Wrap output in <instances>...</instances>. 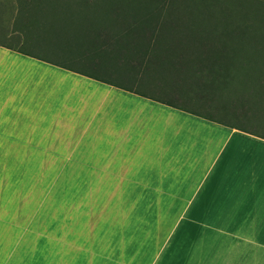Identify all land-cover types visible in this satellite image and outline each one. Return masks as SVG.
<instances>
[{
    "label": "crops",
    "instance_id": "crops-1",
    "mask_svg": "<svg viewBox=\"0 0 264 264\" xmlns=\"http://www.w3.org/2000/svg\"><path fill=\"white\" fill-rule=\"evenodd\" d=\"M6 44L0 264H264V138Z\"/></svg>",
    "mask_w": 264,
    "mask_h": 264
},
{
    "label": "trees",
    "instance_id": "trees-1",
    "mask_svg": "<svg viewBox=\"0 0 264 264\" xmlns=\"http://www.w3.org/2000/svg\"><path fill=\"white\" fill-rule=\"evenodd\" d=\"M0 37L20 54L264 138L262 121L211 116L252 120L231 117L220 97L264 115V0H0Z\"/></svg>",
    "mask_w": 264,
    "mask_h": 264
},
{
    "label": "rangeland",
    "instance_id": "rangeland-1",
    "mask_svg": "<svg viewBox=\"0 0 264 264\" xmlns=\"http://www.w3.org/2000/svg\"><path fill=\"white\" fill-rule=\"evenodd\" d=\"M0 39H2L0 37ZM24 46H29V45H24ZM34 49V50H33ZM36 48H32L30 50H33L35 51ZM78 51V50H77ZM40 53H43L41 51H39ZM76 52V50H75ZM47 55H50V53H46ZM56 57L58 58H71L72 56L68 55V56H63V57H60V55H55ZM80 68V67H79ZM102 73V72H101ZM121 84H125V85H128V86H134L132 83H129L127 81H121ZM137 86V85H135ZM139 89H144V90H148V91H153L155 88L151 89L149 87H146V86H139ZM186 94L188 95V97L192 98L194 101H196V97H197V94L196 92L194 91V89H190L186 92ZM166 100H171V101H174V102H178V103H183L185 104V98H182V99H179V98H167ZM217 103H218V107H219V103L220 102H224V104L226 105L225 108H228L227 105H229V110L232 111V115L231 117H235L236 118V115L240 114V115H243L245 114L248 118L247 119H252V120H240L239 118H230V114L226 113V109H224L222 112H217L215 114H212L211 116H214L216 118H219V119H222V120H226V121H236V122H244V121H262L264 122V115L262 114L263 112H260L261 110H254V109H248L247 107L245 106H241L239 104H235L236 102L232 99V98H217ZM187 105H189L190 107H196L199 109V107H203V105H200V104H197L196 102H188ZM203 109V108H202ZM259 111V112H257ZM245 112V113H244ZM246 125H250V124H246ZM264 129V128H263ZM264 132V131H263Z\"/></svg>",
    "mask_w": 264,
    "mask_h": 264
}]
</instances>
